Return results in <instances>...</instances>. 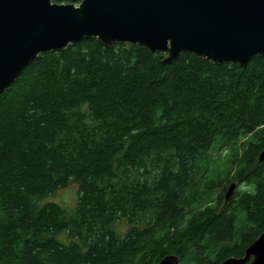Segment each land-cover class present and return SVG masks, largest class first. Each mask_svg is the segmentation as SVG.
<instances>
[{"label": "trees", "instance_id": "obj_1", "mask_svg": "<svg viewBox=\"0 0 264 264\" xmlns=\"http://www.w3.org/2000/svg\"><path fill=\"white\" fill-rule=\"evenodd\" d=\"M167 58L84 39L0 96V264L244 256L264 231V56ZM71 185L73 209L50 201Z\"/></svg>", "mask_w": 264, "mask_h": 264}, {"label": "water", "instance_id": "obj_2", "mask_svg": "<svg viewBox=\"0 0 264 264\" xmlns=\"http://www.w3.org/2000/svg\"><path fill=\"white\" fill-rule=\"evenodd\" d=\"M54 1L0 0V96L39 55L84 39L104 46L140 45L153 54H168L166 62L185 52L245 67L264 56V0ZM236 189V183L229 186L226 203ZM158 264L180 260L168 255ZM222 264H264V231L244 256Z\"/></svg>", "mask_w": 264, "mask_h": 264}, {"label": "rangeland", "instance_id": "obj_3", "mask_svg": "<svg viewBox=\"0 0 264 264\" xmlns=\"http://www.w3.org/2000/svg\"><path fill=\"white\" fill-rule=\"evenodd\" d=\"M251 141H252V138L250 136L241 139L238 144L239 151ZM223 154L226 155L225 152ZM245 187H248V186H245V184L242 185V187L239 186V188H241L242 190H246L247 188ZM217 192H220V189L215 191V193ZM50 201H53L63 207H66L67 209H73L77 202V187L75 185L69 186V188L57 193L53 197V199H50ZM118 230L121 233H125L128 230V226L125 223H122L118 226ZM164 248L166 249V247Z\"/></svg>", "mask_w": 264, "mask_h": 264}]
</instances>
